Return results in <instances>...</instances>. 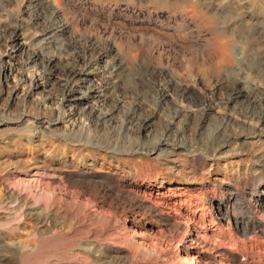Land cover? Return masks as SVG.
<instances>
[{
    "label": "rangeland",
    "instance_id": "1",
    "mask_svg": "<svg viewBox=\"0 0 264 264\" xmlns=\"http://www.w3.org/2000/svg\"><path fill=\"white\" fill-rule=\"evenodd\" d=\"M50 58L81 71L85 87L110 101L101 109L115 112L126 137L113 150L122 159L115 170L175 176L230 201V219L263 225L255 205L264 187V0H0V125L8 124L0 153L23 149L32 161L29 147L72 122V97L46 73ZM132 108L136 122L151 125H125L123 111ZM89 112L78 110L93 133ZM160 138L186 151L150 155ZM32 139L38 144L28 147Z\"/></svg>",
    "mask_w": 264,
    "mask_h": 264
},
{
    "label": "bare ground",
    "instance_id": "2",
    "mask_svg": "<svg viewBox=\"0 0 264 264\" xmlns=\"http://www.w3.org/2000/svg\"><path fill=\"white\" fill-rule=\"evenodd\" d=\"M48 63L50 81L62 83L63 96L72 97V122L40 148L29 146L37 145L41 135L27 141L32 161L23 157V149L1 151L0 264H264V223L230 219V201L224 204L209 190L186 186L175 176L115 170L120 160L113 150L126 137L116 127L115 112L101 109L110 101L99 100L97 88L85 87L81 71L66 69L53 58ZM82 108L90 110L93 133L82 125ZM135 110L123 111V123L139 130L149 127L151 118L136 122ZM4 126L8 124H1L0 131ZM130 139L138 142L140 136ZM165 147H171L172 155L186 151L185 145L160 138L149 153L158 156ZM39 152L45 153L44 160L37 158ZM257 193L256 210L264 212V187ZM246 200L236 198L242 204ZM246 213L254 212L249 208Z\"/></svg>",
    "mask_w": 264,
    "mask_h": 264
}]
</instances>
